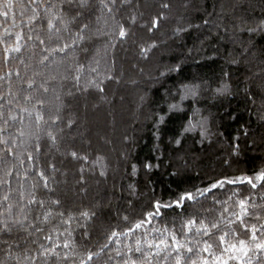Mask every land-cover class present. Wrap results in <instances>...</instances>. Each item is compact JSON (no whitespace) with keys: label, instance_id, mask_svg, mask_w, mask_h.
<instances>
[{"label":"trees","instance_id":"1","mask_svg":"<svg viewBox=\"0 0 264 264\" xmlns=\"http://www.w3.org/2000/svg\"><path fill=\"white\" fill-rule=\"evenodd\" d=\"M120 3L121 0H117V7L120 8L117 19L130 27L132 34L128 39L117 42L114 49L107 48L106 54L105 45L109 38L91 33L88 34L91 39H86L74 52L70 51L67 56L57 53V63L47 66L39 63V47L35 48L38 54L35 57L29 58L31 53L25 51L23 59L29 65L27 69L18 60L5 64L0 48V75L10 68L15 71L17 67L22 77L32 78L34 72L41 73L35 76L37 84L31 92L52 104L57 103L53 94L43 93L39 85L44 79L54 76L55 79H49L47 86L57 88L64 101L60 113L62 120L58 126L52 127L58 136L59 151L51 146L45 136L41 141L43 151L37 154L35 160L30 161L25 155L22 165L12 157L7 158L6 164H0V168L16 164L13 175L5 178L10 180V188L7 184L0 185V199L6 194L10 197L0 206V211L12 203L13 213L18 214L25 203L20 199V191H30V186L35 183L37 198L44 200L53 213L64 212L63 218L55 217L51 223H40L37 217L42 218L43 209L39 205H29L25 224L35 226L29 230L33 235L29 236L21 229L0 233V241L7 240L12 244L13 256L23 255L26 249L34 253L41 243L49 246L51 242L45 236L51 234L56 239L58 232L60 235L56 242L62 245L66 239L69 240L76 253L61 264H79L80 257L86 256L89 251L98 252L106 243L108 248L100 256L94 257L92 264H123L124 257L117 256L116 250L126 251L124 246L134 244L136 239L158 241L160 234L153 232V229L163 231L167 226L169 230L175 229L181 242L199 240L201 238L194 231L186 235V229L181 227L189 217L195 215L198 221H211L219 218L223 212L225 217L233 218L230 214L239 211L238 201L241 199L264 204V182L258 183L255 189L247 183L225 185L198 197L195 202L185 201L183 207L175 204L181 193H195L196 189H203L212 181L224 177L253 176L264 168V119H261L264 114V108H261V101L264 100L261 89V85H264V33L246 31L264 19V0H132L131 4L123 7H120ZM164 3L170 7L161 8ZM77 10L74 9L70 15H75ZM13 11L19 22L22 18L15 0ZM141 12L144 17L131 25L128 17ZM159 13H163L167 19L161 21L158 30L148 32L140 27V24ZM101 15L100 0H90V10L85 11L84 18L78 19L70 27L76 31L82 23H90L93 31L98 26L102 28V21L99 25L96 23V17ZM204 20L209 23L205 25ZM190 24L200 27L178 34L175 32L176 28H188ZM10 25L11 13L7 19L0 16V31ZM38 27L46 32L47 24L45 22ZM241 28L245 30L241 31ZM27 31L25 28V33ZM41 35L43 38L44 33ZM64 37L65 41L70 42L68 33H64ZM250 40L254 41V47L249 46ZM63 42L53 40L47 46H62ZM152 43L157 47L151 49L146 57L141 55V48ZM245 48H249V51L245 52ZM97 49L100 50L99 55ZM73 57L78 64L86 67L81 75L80 90L72 80L75 75ZM95 60L100 61L101 75L97 77V82L104 75L116 77L104 82L103 93L94 88L83 91L87 80L96 75L87 70L96 67ZM232 60H239V63H230ZM177 64L181 66L180 72H168ZM224 73L229 75L226 77ZM65 75L69 77L67 80L63 79ZM222 81L231 84L232 95L221 97L215 94ZM189 82L201 85L198 99L183 101L181 106L184 112L173 115L158 128V115L167 113L169 103L179 102L177 89L182 83ZM13 83L14 86L27 88V84L20 85L15 76ZM245 87L249 88L247 93ZM69 91L73 93L72 96L68 95ZM0 92H7L5 81H0ZM253 98L255 104L252 103ZM195 109L200 111L194 116ZM53 113L54 108L51 112L46 111L45 119ZM70 119L76 121L71 129L67 127ZM190 119L193 123L206 119L207 135L201 136L199 126L191 133L182 134L183 127ZM59 128L64 131L60 133ZM245 130L247 135H244ZM11 131L15 132V127ZM176 139L181 140L180 145H176ZM237 145L238 156L234 154ZM3 147L0 145V149ZM68 151H76L88 159L74 160L66 155ZM97 157L102 159L96 162ZM49 164H55L57 170L53 172ZM146 164L153 167L148 169ZM133 165L136 166L135 172ZM82 167L83 174L79 171ZM39 170L50 177L49 189L52 191L42 187L36 175ZM102 170L106 171L105 176L100 175ZM0 177H3L2 171ZM81 177L84 182L79 183ZM53 200H60V206L52 205ZM157 201L171 204L172 207H161L159 214L148 222L147 213L155 211ZM84 210L96 213L87 222L86 228L80 226L85 223L79 216ZM250 212L252 214L245 218V223L249 226L256 224L257 227L264 223V209H250ZM257 214L260 220L256 219ZM69 215L73 219L69 224H64L62 221L67 220ZM125 216L128 217L127 221L124 220ZM140 220L145 221L141 228L134 229L128 236L113 237L109 242L108 237L113 231L126 232ZM37 227L43 231L35 232ZM231 227L240 234V238L250 239V231L244 230L239 223ZM85 231L87 236L84 235ZM220 234L217 232L211 239H204H209L211 243ZM257 236L264 239L259 231ZM229 239L233 238L230 236ZM34 240L36 243L32 242ZM58 251L63 253L68 250L61 247ZM215 251L217 255L221 254V248ZM8 252V245L0 243V261L3 264H16ZM136 256L139 257V254ZM49 264L58 262L53 257ZM160 264H163V260ZM229 264L237 262L233 260ZM253 264H257L256 257ZM261 264H264V259Z\"/></svg>","mask_w":264,"mask_h":264},{"label":"snow or ice","instance_id":"2","mask_svg":"<svg viewBox=\"0 0 264 264\" xmlns=\"http://www.w3.org/2000/svg\"><path fill=\"white\" fill-rule=\"evenodd\" d=\"M132 0H121L120 7L124 5L131 4ZM15 5L19 7V15L22 18L19 22L16 20V15L13 11L14 0H0V16L4 18H9L11 13V25L5 27L3 31H0V48H2V58L5 64L12 61L18 60L20 65H23L25 69L29 67L23 59L25 51L31 53V57H35L38 54L35 51L36 47L40 48L39 53V63L41 65L47 66V64H56L55 60L57 53H64L65 56L71 51L74 52L76 47L83 45L86 39H91L92 35L97 37L106 36L109 38L108 44L105 45V54L107 48H115L117 42H122L132 34L130 27H126L125 23L121 19H117V13L120 8L117 7V0H100V5L102 8V15L96 17V23L99 25L101 21L103 22V27H96L93 31L90 23H82L78 30L72 31L71 25L74 24L78 19H83L85 11L90 10V0H15ZM170 5L164 3L161 8L168 9ZM67 9V11H66ZM75 15H70L74 10ZM144 17V13L132 14L128 17V21L131 25L137 24L139 19ZM167 19L163 13H159L152 16L150 20L143 24H140L141 28L147 29L148 32H153L158 30L161 26V21ZM243 20V18H241ZM46 22L47 29L44 32L42 27ZM246 23V21H243ZM208 20H204V24L207 25ZM200 25H189L188 28H176L175 32L181 33L186 32L190 28H199ZM25 28H27V33H25ZM244 31V28L240 29ZM249 33H264V19L259 20L254 27H248L246 29ZM41 33H44L42 38ZM64 33H68V39L70 42L65 41ZM55 41H64L62 46L48 47L47 43ZM29 41L32 42L31 47L29 46ZM39 42L38 45L36 42ZM249 46L254 47V41H249ZM155 43L150 44L148 47L141 48V55L147 56L151 49L156 48ZM87 51V49H84ZM192 50L190 49L189 52ZM245 52L249 51V48L244 49ZM100 50L97 49V54L99 55ZM63 61H61L62 63ZM230 63L238 64L239 60H232ZM264 63V61H262ZM73 70L75 75L72 77L74 81V86L80 90V80L81 75L86 71V67L83 64H78L76 59L73 57L72 60ZM96 67H89L87 70L90 73H95L91 79L87 80L83 91H88L90 88L96 89L98 92L103 93L105 91L103 84L105 81L116 79L113 75H104L102 79L97 82V77H100V61L95 60ZM115 64V60L112 61ZM181 66L179 64L168 69V72H180ZM167 73H161V75H166ZM42 75L41 73H33L32 78L22 77L19 68L17 67L15 71L9 69L0 75V81H5L7 83V92H0V145L4 147L0 149V164H6L7 158L12 157L13 160L19 161L22 165L24 163L23 157L26 155L27 159L33 161L37 158V154L43 151L42 138L47 137L51 146L59 151V140L57 133L52 131L53 126H58L62 120L61 112L64 107V101L62 96L55 87H48L49 79H55V77H50L44 79L40 83L39 88L43 93L47 94L51 92L54 96V100L57 102L52 104L51 102H46L38 96H34L31 92L32 89L36 87L35 76ZM227 77L229 74L224 73ZM13 76L16 77L20 85L26 83L27 88L22 86H14ZM69 77L65 75L63 79L67 80ZM251 79V78H249ZM62 87V85H61ZM201 85L199 83H182L177 89L179 93V102L169 103L167 106V113L165 115H158L157 117V127L159 125H164L167 123L173 115L184 112V108L181 106L183 101L186 100H197L200 95ZM262 91H264V85H261ZM247 93L249 91L248 87L244 88ZM215 94L217 96H230L232 95L231 84L228 82H221V85L215 89ZM69 96H72L71 91L68 92ZM21 99L23 103H21ZM252 103L255 104L256 100L253 98ZM54 108V113L49 115L48 119H45V112H51ZM261 108H264V100L261 101ZM199 109L193 111V115L199 113ZM261 119H264V114L261 115ZM27 121V122H26ZM76 124L75 120H69L67 122V127L72 128ZM206 119L203 121H198L193 123L190 119L186 126L183 127L182 134L191 133L196 130L199 126L201 131V136L207 135V130L205 128ZM18 125V126H17ZM15 127V132L11 129ZM58 131L62 133L63 128H59ZM244 135H247L245 130ZM63 137H61L62 139ZM176 145L181 144L180 139L175 140ZM234 154L239 155V145L234 149ZM66 155L70 156L74 160H87V156H82L76 151H68ZM102 158L97 157V161ZM95 163V162H94ZM49 167L53 172H55V164H49ZM146 168L151 169L153 165L146 164ZM16 168V164H12L11 167L0 168L3 172V177H0V185L7 184L10 188V180L5 178H10L13 175V171ZM133 172L136 171V166L133 165ZM81 174L84 172V168H80ZM106 171H101L100 175L105 176ZM19 176V173H16ZM36 175L40 178L42 182V187L49 189V179L50 177L45 174L43 170L37 171ZM27 176V172L25 173ZM79 183L84 182L83 177L78 181ZM264 182V168H261L253 176L241 175L232 178L224 177L222 179H217L212 181L209 186L203 189H196L195 193L184 192L181 193L175 201V204L179 207L184 206L185 201L195 202L198 197L205 196L206 193H211L213 189L223 188L225 185L233 184H245L251 186L255 189L258 183ZM23 187V186H21ZM31 190L28 192L20 191L19 196L22 201H25L24 206L20 208L18 214L13 213L14 205L8 203L4 211H0V233H11L14 229H21L28 232V235H33V232L29 231L35 226L32 223L25 224L28 221L27 209L29 205H39L43 209L42 218L37 217L40 223H51L55 217H64V212L53 213L50 208L47 207L46 202L42 199H38L36 196L37 184L33 183L30 186ZM236 195V193H233ZM9 195H4L0 199V206L4 202L9 201ZM231 199V197H229ZM264 199V197H262ZM226 203V202H225ZM52 205L60 206V200L51 201ZM155 211L147 213L148 222L159 214L161 207L169 208L172 207L171 204L165 203L161 204L159 201L155 203ZM238 212H232L230 215L233 218H227L222 212L216 220H197L195 215L189 217L183 224L182 229H186V235L195 232L197 236L201 239L194 241L181 242L175 233V229L169 230L167 226L164 227L163 231L160 229H153V232H158L160 234V239L157 240H144L136 239L134 244H127L124 246L126 251L116 250L117 256H122L123 264H160L163 260V264H229V261L235 260L237 264H253V258H257V264H261V260L264 259V239H260L257 236L259 231L260 237H264V223H260L259 227L256 224L248 225L245 223V218L250 216L252 213L250 209H264V204L258 205L256 203H249L246 199H241L238 201ZM225 211H228L225 209ZM96 213L84 210L79 213L80 218H82L85 223L80 225L81 227L87 226V222L91 221L95 217ZM73 217L69 215L67 220H63L64 224H69ZM256 219L260 220L259 214L256 215ZM124 220L127 221L128 217L125 216ZM145 221H137L134 228H129L126 232L118 233L113 231L108 237L109 242H111L113 237L118 236H128L134 231V229L141 228ZM239 223V225L246 231H250V239L245 240L240 238V234L232 228V225ZM228 230L225 231L224 228ZM43 231L42 228H35V232ZM217 232L221 233L216 240L209 242V239L213 237ZM167 233V235H165ZM59 233L57 232L56 239H53L51 234L45 236V239L50 241V245L46 246L44 244H39L37 250L31 253L28 249L25 250L23 255L17 254L13 256L11 252L12 244H9L7 240L0 241V243L6 244L9 247V256H13L16 264H49L51 258L55 257L58 264L61 262H66L70 257L76 255L73 245L69 240H65L63 244H59L56 240L59 239ZM68 236H71L70 232H67ZM85 236L88 235L87 231L84 233ZM233 239H229V237ZM205 237L209 239H204ZM171 241V242H169ZM36 243V241H32ZM15 243V242H13ZM19 246V245H17ZM63 247L68 251L61 253L58 251L59 248ZM108 248V244L101 246L98 252L89 251L86 256L80 257L79 264H92L94 257L100 256V254ZM221 248V254L217 255L215 249ZM139 254V257L136 256ZM207 254V255H205ZM225 254H227L225 256ZM0 264H3L0 261Z\"/></svg>","mask_w":264,"mask_h":264},{"label":"water","instance_id":"3","mask_svg":"<svg viewBox=\"0 0 264 264\" xmlns=\"http://www.w3.org/2000/svg\"><path fill=\"white\" fill-rule=\"evenodd\" d=\"M262 182H260V184H261Z\"/></svg>","mask_w":264,"mask_h":264}]
</instances>
